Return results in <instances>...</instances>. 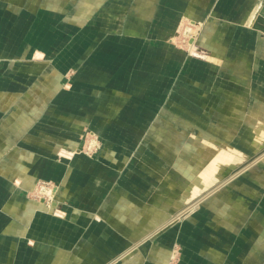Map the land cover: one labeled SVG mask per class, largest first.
<instances>
[{
	"label": "crops",
	"instance_id": "0c3cea01",
	"mask_svg": "<svg viewBox=\"0 0 264 264\" xmlns=\"http://www.w3.org/2000/svg\"><path fill=\"white\" fill-rule=\"evenodd\" d=\"M263 3L0 0V264H264Z\"/></svg>",
	"mask_w": 264,
	"mask_h": 264
},
{
	"label": "rangeland",
	"instance_id": "374dc122",
	"mask_svg": "<svg viewBox=\"0 0 264 264\" xmlns=\"http://www.w3.org/2000/svg\"><path fill=\"white\" fill-rule=\"evenodd\" d=\"M187 27V25L185 26V25H183V27H181L179 30H178V32H177V35H176V37L174 38V43H175V45L176 46H179L181 49H183L185 52H187L189 55L190 54H193V56L192 57H194V54L196 53V51H194V49L193 48H190V43H189V36H188V34H186L185 33V28ZM198 29H200L199 27H195V28H193V35H197L195 38H199V34H200V30H198ZM200 31V32H199ZM191 56V55H190ZM263 117H264V115H263ZM175 126V125H174ZM180 126L181 125H176V128H178L177 130H179L180 129ZM244 127H245V125H239V128H238V132L239 131H242V130H244ZM246 128V127H245ZM235 129H237V128H235ZM181 130L182 131H188V132H191V133H195V134H197L198 136H196V137H192V141H194L193 139L195 138V139H199V141L200 140H209L210 142L211 141H213V142H215L216 140H215V138H217V139H220V140H223V142H225V143H227L230 147H225V150L227 151V152H231V153H235V152H237V149L238 150H240V146H238V144H239V142H238V140L236 139V137H229L230 135L232 136V133H229V132H227L228 134V136L226 135V138L227 137H229V138H225V139H222V138H220L219 137V131H217V130H215V132L213 131H205L203 128H196L194 125L192 126V125H187V124H183V126H181ZM256 135H257V133H255ZM236 135V134H235ZM234 135V136H235ZM237 136V135H236ZM215 141H214V140ZM263 139V138H262ZM171 142H173V141H171ZM175 143H177V144H181V149L183 148V147H185L186 146V143H188V139H186V140H175ZM262 143V142H261ZM98 145V144H97ZM99 147H100V145H99ZM223 147V145H221V143H220V148H222ZM226 148H229V149H226ZM235 149V150H234ZM180 151H178V153H179ZM177 153V154H178ZM168 154V153H167ZM258 154H264V153H261L260 151L258 152ZM235 157H233V159L235 160V162L237 161L238 163L240 162V164H244V163H246V162H248V160H249V158H251V157H249V156H244V155H241V156H238V155H234ZM257 156H259V155H257ZM232 158V157H231ZM239 160V161H238ZM254 161L255 159L254 158H252L251 159V161ZM256 162V161H255ZM39 182H41V181H39ZM53 183V182H52ZM54 185H55V183H53ZM33 195V192L32 193H30L29 194V196L31 197V198H35V197H33L32 196ZM166 195H168V193L166 194ZM182 207H185V206H182ZM180 247H176V249L177 250H180L179 249ZM177 260V257L175 258V259H173L172 260V262L174 263L175 261Z\"/></svg>",
	"mask_w": 264,
	"mask_h": 264
},
{
	"label": "built area",
	"instance_id": "2783aa9c",
	"mask_svg": "<svg viewBox=\"0 0 264 264\" xmlns=\"http://www.w3.org/2000/svg\"><path fill=\"white\" fill-rule=\"evenodd\" d=\"M195 27L193 26V28ZM188 28H190V30H188ZM191 28L192 26L187 25V27L185 28V33L188 34L189 36L190 48H194V46H192L193 44L191 43L194 41L197 35H193L192 33L193 30ZM198 30L201 31V29H198ZM190 55L193 56V54H190ZM98 148H99V145H97V142L95 140H89L87 142V149H88L87 153L89 154L94 153ZM56 191H57V187L52 182L41 181V182H38L37 185L35 186L34 190L32 191L33 192L32 196L35 197L34 198L35 200L42 202L44 205L50 208L52 207V205L54 204L56 200Z\"/></svg>",
	"mask_w": 264,
	"mask_h": 264
},
{
	"label": "bare ground",
	"instance_id": "6f19581e",
	"mask_svg": "<svg viewBox=\"0 0 264 264\" xmlns=\"http://www.w3.org/2000/svg\"><path fill=\"white\" fill-rule=\"evenodd\" d=\"M192 30H193V28H191ZM188 30H190V28H188ZM262 111V110H261ZM260 112V111H259ZM261 117V116H260ZM257 119V118H256ZM255 119V120H256ZM235 124V123H234ZM248 124V123H247ZM250 124V123H249ZM231 125V124H230ZM253 127V126H252ZM251 133V132H250ZM256 133H257V136L260 138H263L262 139V142H263V146H262V148L264 147V124H260L259 125V127L257 128V130H256ZM249 134V133H248ZM252 134V133H251ZM251 136V135H250ZM253 136V135H252ZM240 140V139H239ZM243 143V142H242ZM255 144V143H254ZM253 145V144H252ZM249 146V145H248ZM254 146V145H253ZM254 149V148H253ZM252 149V150H253ZM249 150H251V149H249ZM254 161L253 162H257V161H259V160H261V159H264V154H261V155H259V156H256V157H254ZM218 170V169H217ZM120 261V258L119 259H117L116 261H115V263L114 264H116V263H118Z\"/></svg>",
	"mask_w": 264,
	"mask_h": 264
},
{
	"label": "water",
	"instance_id": "95a60500",
	"mask_svg": "<svg viewBox=\"0 0 264 264\" xmlns=\"http://www.w3.org/2000/svg\"><path fill=\"white\" fill-rule=\"evenodd\" d=\"M253 27L256 29V30H259L261 31L262 33H264V3L263 5L261 6L260 10L258 11V14L256 16V19H255V23L253 25ZM230 172V171H229ZM228 172V173H229ZM227 173V174H228ZM226 174V175H227Z\"/></svg>",
	"mask_w": 264,
	"mask_h": 264
}]
</instances>
